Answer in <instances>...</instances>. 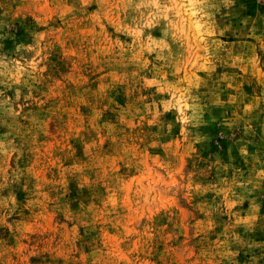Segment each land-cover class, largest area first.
<instances>
[{"label": "rangeland", "instance_id": "obj_1", "mask_svg": "<svg viewBox=\"0 0 264 264\" xmlns=\"http://www.w3.org/2000/svg\"><path fill=\"white\" fill-rule=\"evenodd\" d=\"M0 264H264V0H0Z\"/></svg>", "mask_w": 264, "mask_h": 264}]
</instances>
